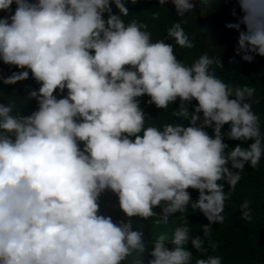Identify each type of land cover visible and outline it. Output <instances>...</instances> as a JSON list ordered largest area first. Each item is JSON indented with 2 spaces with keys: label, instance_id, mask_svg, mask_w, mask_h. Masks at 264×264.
<instances>
[{
  "label": "clouds",
  "instance_id": "obj_1",
  "mask_svg": "<svg viewBox=\"0 0 264 264\" xmlns=\"http://www.w3.org/2000/svg\"><path fill=\"white\" fill-rule=\"evenodd\" d=\"M140 2L0 0V93L37 85H25L31 111L0 99V264H193L185 246L206 254L200 235L181 225L146 239L134 221L167 224L190 207L210 237L245 166L264 157L255 87L219 78L212 65L223 62L207 52L191 64L175 54V46L196 47L183 24L215 0H157L181 18L166 30L171 43L153 41L146 23L126 22L128 5ZM235 3L240 14L225 26L238 32L235 55L252 63L264 57V0ZM142 102L159 110L178 102L174 114L187 124L145 127ZM225 138L240 143L226 152ZM107 193L119 219L101 211ZM249 205H240L245 221Z\"/></svg>",
  "mask_w": 264,
  "mask_h": 264
},
{
  "label": "trees",
  "instance_id": "obj_2",
  "mask_svg": "<svg viewBox=\"0 0 264 264\" xmlns=\"http://www.w3.org/2000/svg\"><path fill=\"white\" fill-rule=\"evenodd\" d=\"M128 6L130 12L129 16L125 17L126 22L130 19H137L139 22L146 23L153 41L158 39L167 41V28L174 21L181 20L170 4L161 7L157 0H142L136 5L129 4ZM233 8L236 9L237 16L232 15ZM153 13H159V19H154ZM239 14L240 9L235 0H215L204 13L197 9L187 17V23L183 24L196 47L184 49L175 46V54L178 59L191 64L202 53L207 52L209 56L219 57L223 62L224 68L212 65L219 78L233 86L248 84L255 87L256 96L260 98L261 102L253 104V110L260 115L261 128L264 132V57L256 56L254 62L248 63L235 55L234 48L238 32L225 26L227 23L236 22ZM167 42L171 43V41ZM3 68L5 74H8V67L3 66ZM25 85L37 87L31 80L15 86H4L5 90L0 93V99L4 102L13 99L19 108L25 112L31 111L35 107V101L26 100ZM193 103L195 102L193 101ZM142 107L147 113L145 127L149 125L161 126L165 123L187 124V120L183 116L174 114L180 111L178 102L175 105H169L167 110H159L155 106L143 102ZM185 107L191 111L190 106L186 105ZM227 130L228 125H225L224 131ZM208 131L211 133V129ZM225 142L229 144L226 152L231 151V146L240 143L227 140V138H225ZM241 177L235 190L232 191L230 199L225 201L222 213L223 224H213L210 237H205L202 230V225L208 223L207 219L199 211L193 212L190 207L186 208L183 213L178 212L170 216L167 224L157 225L151 219H136L134 227L141 228L146 234V239L154 240L163 232H167L171 236L176 227L186 225L189 228L190 236L200 235L205 242L204 247L208 249L205 254L197 252L191 247V244L186 245L185 247L193 252V264L197 258H206L207 255L221 257L222 264H264V157L261 158L259 166L255 169L246 165ZM189 191L193 199H196L198 192L191 189ZM225 191H228L227 185ZM244 200L250 202L251 221H245L240 215V205ZM101 201L102 212L112 215L114 219L121 217L116 198L111 193L105 194ZM156 211L159 212V209ZM209 241L216 243L215 251L209 246Z\"/></svg>",
  "mask_w": 264,
  "mask_h": 264
},
{
  "label": "rangeland",
  "instance_id": "obj_3",
  "mask_svg": "<svg viewBox=\"0 0 264 264\" xmlns=\"http://www.w3.org/2000/svg\"><path fill=\"white\" fill-rule=\"evenodd\" d=\"M146 99H147V97L142 98V100H146Z\"/></svg>",
  "mask_w": 264,
  "mask_h": 264
}]
</instances>
